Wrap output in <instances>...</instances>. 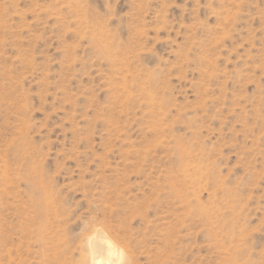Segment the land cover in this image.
Instances as JSON below:
<instances>
[{
  "label": "rangeland",
  "instance_id": "rangeland-1",
  "mask_svg": "<svg viewBox=\"0 0 264 264\" xmlns=\"http://www.w3.org/2000/svg\"><path fill=\"white\" fill-rule=\"evenodd\" d=\"M0 169V264H264V0H0Z\"/></svg>",
  "mask_w": 264,
  "mask_h": 264
},
{
  "label": "bare ground",
  "instance_id": "bare-ground-1",
  "mask_svg": "<svg viewBox=\"0 0 264 264\" xmlns=\"http://www.w3.org/2000/svg\"><path fill=\"white\" fill-rule=\"evenodd\" d=\"M183 149V148H182ZM4 156V155H3ZM2 156V157H3ZM185 156V155H184ZM8 158V157H7ZM185 159V158H184ZM3 161V160H2ZM190 162V161H189ZM186 163V162H185ZM189 165V164H188ZM199 165V164H198ZM197 167V166H196ZM200 169V167H199ZM1 170V169H0ZM17 170V168H16ZM2 171V170H1ZM0 171V172H1ZM5 171H2V173ZM7 173V171H6ZM5 173V174H6ZM3 174V175H5ZM9 174V173H8ZM199 174V173H198ZM2 175V174H1ZM202 175V174H201ZM208 175V174H207ZM6 176V175H5ZM195 176V175H194ZM199 176V175H198ZM9 175L7 176V178ZM11 177H9L10 179ZM8 179V180H9ZM211 179V178H210ZM4 180V179H3ZM201 180V178H200ZM199 180V181H200ZM6 181V180H5ZM219 182V181H218ZM2 183V182H1ZM193 184V183H192ZM190 186V185H189ZM43 189V188H42ZM175 189V188H174ZM193 192V191H192ZM191 193V192H190ZM180 194V193H179ZM181 197V196H180ZM197 198V197H196ZM187 199V198H186ZM188 202V201H187ZM197 206V205H196ZM202 208V207H201ZM200 208V209H201ZM219 211V210H218ZM229 225V224H228ZM100 228H93L92 233L84 240L85 255L83 264H122L126 253L120 248L113 238ZM125 251V250H124ZM83 253V254H84ZM125 255V256H124ZM125 263V262H124Z\"/></svg>",
  "mask_w": 264,
  "mask_h": 264
}]
</instances>
